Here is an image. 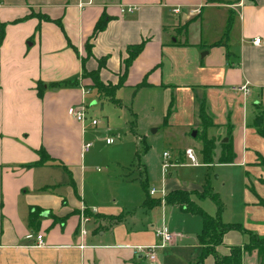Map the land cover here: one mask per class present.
<instances>
[{
    "label": "crops",
    "instance_id": "crops-1",
    "mask_svg": "<svg viewBox=\"0 0 264 264\" xmlns=\"http://www.w3.org/2000/svg\"><path fill=\"white\" fill-rule=\"evenodd\" d=\"M41 14L52 21L41 20ZM104 14L108 22L91 40L92 56L86 62L88 70H96L99 59L106 58L100 69L104 82L117 84L127 47L145 41L117 95L126 87L162 88L169 74L165 64L173 65L178 58L179 63L197 66L187 80L213 86L223 76L244 98L264 99V0H0V264H139L146 256L137 247L157 241L155 231L145 235L128 229L125 222L90 231L86 224L94 218L86 216L89 220L82 224L85 209L94 214L100 209L85 198L83 154L90 149L83 151L81 143L89 141L82 122V128L71 125L78 120L68 108L87 95L104 100L90 87L91 79L82 78L80 59ZM257 37L260 44L253 43ZM220 39L223 44L213 45ZM77 78L78 85L65 83ZM39 81L45 83L42 96ZM209 104L218 124L213 99ZM228 134L235 157L219 163L243 166L248 128L237 122L236 134ZM256 134L251 136L254 141ZM42 147L55 161L35 165ZM221 151L214 155L217 161ZM181 154L187 157L185 151ZM60 169L68 175L65 195L58 191L63 183ZM35 212L36 220L30 223ZM30 232L42 234L43 244L28 238ZM249 241L248 233L230 230L217 250L228 254L231 246ZM156 262L157 257L152 264ZM204 264H214V257L208 256Z\"/></svg>",
    "mask_w": 264,
    "mask_h": 264
},
{
    "label": "rangeland",
    "instance_id": "rangeland-1",
    "mask_svg": "<svg viewBox=\"0 0 264 264\" xmlns=\"http://www.w3.org/2000/svg\"><path fill=\"white\" fill-rule=\"evenodd\" d=\"M180 61L177 58L175 64H165L164 71L169 69V74L162 88L120 90L117 97L122 101L121 107L91 95L84 97L82 103L71 105L85 106L84 139L92 143L89 153L83 154V191L87 203L95 204L101 216L124 213L127 228L143 231L145 235L148 231H155L157 235V230L166 225L174 236L164 247L156 249V264H200L197 234L202 229V218L178 205H165L163 201L151 209L143 207L146 198L143 182L149 191L154 188L155 194L151 196L154 198H164L180 188L192 191V199L214 215L216 202L197 195L203 190L202 184L209 180L222 202L223 221L242 222L247 229L264 235V137L253 125L260 113L264 120V99L257 95L244 98L231 90L232 85L223 76L218 85L201 81L198 85V80L186 79L195 73L197 66ZM209 99H213V112L217 115L214 120L218 124H204L200 117L197 101L205 100L209 104ZM208 113H212L211 108ZM92 119L97 124H92ZM71 121L72 126L82 128L79 121ZM223 122L226 124H219ZM237 122L248 128L246 163L243 166L222 164L215 157L206 162L205 141L214 139L213 152L217 155L228 132L236 134ZM253 131L258 136L255 141L251 138ZM108 138L112 139L111 143L107 142ZM189 147L193 149L197 165L181 154ZM58 171L63 182L58 185V191L65 195L68 175L63 169ZM92 218L94 222L86 224L90 231L115 226L103 217ZM157 237L155 243L160 242ZM139 260V264H152L147 257ZM243 264H264V255L257 249L246 252Z\"/></svg>",
    "mask_w": 264,
    "mask_h": 264
},
{
    "label": "trees",
    "instance_id": "trees-1",
    "mask_svg": "<svg viewBox=\"0 0 264 264\" xmlns=\"http://www.w3.org/2000/svg\"><path fill=\"white\" fill-rule=\"evenodd\" d=\"M31 15H34L32 13ZM41 20L44 19L46 21H52V19L44 14L40 15ZM22 20V19H21ZM56 23L62 25L59 20H55ZM108 22V16L102 15L100 19L97 21L94 30L88 40L85 43V56H80L82 62V78H90L92 84L90 87L96 90L98 95L101 99L107 100L112 102L114 105L121 107L122 101L120 98L117 97V90L121 87L125 79L127 77V72L129 67L131 66L132 62L136 58V56L142 51L145 41H142L138 44L129 45L127 47V57L124 59V68L123 72L119 78V82L117 84L111 82H104L100 77V69L106 65V58L103 57L99 59V69L96 70H88L86 67V62L92 56V42L91 40L94 39L97 34L104 30L106 24ZM4 38V25H1V34H0V42ZM224 40L220 39L216 41L213 45H221L223 44ZM72 48L79 54L78 48L72 45ZM80 80L77 78L73 81H66L65 83H70L69 85H78ZM45 83L43 81L38 82V94L39 96L43 95V91ZM52 85H58V83H54ZM199 114L204 124H214L213 118L210 113H208V107L206 105L205 100L200 102L199 105ZM254 126L256 127L258 133L264 137V120L262 118L261 113L257 115ZM229 133V132H228ZM228 141L222 144V151L218 157L219 162L227 163L233 162L234 160V151L232 147V139L228 134ZM213 140L209 139L205 141L204 148H203V156L206 162H211L215 153ZM38 154L40 156V160L34 163L37 164H45L49 161H55L52 159L47 151L42 147L38 150ZM144 188L146 191V198L143 202V207L145 208H153L154 206L161 205L162 201L167 205H178L184 211L191 212L193 214L199 215L202 218V229L197 234L198 243L202 246L201 253L199 256L198 262L200 264H204L205 259L212 255L214 257V264H243L244 254L249 252L253 249L260 250L264 255V235H258L246 229L243 224L241 223H226L222 220L220 216V212L222 210V202L217 195V192H214L211 185L206 181L204 184V189L202 192H199L198 195L201 198L209 197L214 200L218 206V211L215 215L208 214L203 208L197 204L192 199V191H188L186 189H175L171 191L169 194L165 195L164 198H154L151 197L150 191L148 190L147 183L143 182ZM71 184L75 185L73 179H71ZM37 212V211H36ZM36 212L32 213L30 217V223H33L36 220ZM85 216H92L97 218H104L108 219L112 223H120L123 222L125 219V214H116V215H106L101 216L100 214H94L90 210H84ZM230 230L240 231L242 233H248L250 235V241L245 244L244 246H231L229 249L228 254H220L217 250V247L223 244L224 235L226 232Z\"/></svg>",
    "mask_w": 264,
    "mask_h": 264
},
{
    "label": "built area",
    "instance_id": "built-area-1",
    "mask_svg": "<svg viewBox=\"0 0 264 264\" xmlns=\"http://www.w3.org/2000/svg\"><path fill=\"white\" fill-rule=\"evenodd\" d=\"M91 2V0H90ZM80 6H82V4H80ZM130 11H133V7L132 8H129ZM253 43L254 44H260L261 43V38H255L253 40ZM246 88V87H243V89ZM69 112L72 116H74L78 121L84 123V120L86 119V108L85 106H74V107H71L69 109ZM97 120L96 119H92V124H97ZM107 142L108 143H111L112 142V139L111 138H108L107 139ZM81 146H82V149L83 151H88L91 146H92V143L91 142H82L81 143ZM185 154L187 156V158L190 159V161L192 162V164H195L197 165L198 162L196 161V156L193 152V149L192 148H187L185 150ZM167 157V153H164V158ZM168 166V163L167 161L165 160L164 161V164H163V167H164V170H166ZM150 194L151 195H154L155 194V190L154 188H152L150 190ZM88 217H86L84 214H82V224L86 221H88ZM81 233L82 234H85L86 233V230L85 228L83 227V225L81 226ZM157 235L160 237V242L159 243H154L152 245H145V246H138L137 249H138V252H140L141 254L145 255L146 257H148L150 260L154 261L156 259V249L158 247H164L166 244H168L172 239H173V234L170 232L169 228L166 226V225H162L158 230H157ZM28 238H36L37 240V245H42L43 244V235L42 234H37L35 235L33 232H30L28 233L27 235Z\"/></svg>",
    "mask_w": 264,
    "mask_h": 264
},
{
    "label": "water",
    "instance_id": "water-1",
    "mask_svg": "<svg viewBox=\"0 0 264 264\" xmlns=\"http://www.w3.org/2000/svg\"><path fill=\"white\" fill-rule=\"evenodd\" d=\"M227 141H228V138L223 139V142H227Z\"/></svg>",
    "mask_w": 264,
    "mask_h": 264
}]
</instances>
